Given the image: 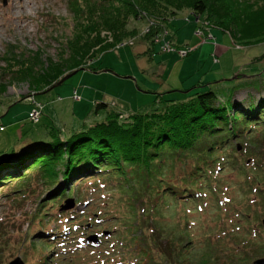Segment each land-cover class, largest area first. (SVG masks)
<instances>
[{"label":"trees","instance_id":"trees-1","mask_svg":"<svg viewBox=\"0 0 264 264\" xmlns=\"http://www.w3.org/2000/svg\"><path fill=\"white\" fill-rule=\"evenodd\" d=\"M67 7L73 38L60 43L59 60L49 58L44 63L38 52L22 53L17 61L13 59L16 67L11 63L0 67L1 79L27 82L38 94L82 68L97 72L90 63L136 36L137 30L128 29V24L144 22V14L155 27L144 36L153 54L169 35V19L183 10L198 18L204 15V23L227 34L238 47L264 43V0H67ZM172 36L168 44L176 52L181 48ZM204 86L191 88L179 102L156 99L123 122L99 102L93 111L105 112V118L78 131L64 135L46 127L42 130L47 136H31L14 145L0 143V187L18 184L21 198L27 194L25 183L34 175L44 179L46 187L65 182L56 200L69 197L77 181L104 193L90 215L84 210L55 215L57 225L45 234L49 239L42 241L60 249L52 248L53 260L68 249L86 264H136L146 246L138 251V259L126 257V247L165 239L170 251L175 234L180 239L174 260H182L181 264H253L264 257V98L247 108L232 101V96L218 103L222 97L210 88L198 90ZM6 88L0 83V99ZM4 131L0 126V133ZM231 172L233 179L225 180V173ZM118 192H125L126 199L115 204ZM50 202L40 216L50 214L45 212ZM74 203L88 205L80 197ZM111 206L118 210L121 206L124 214L116 215ZM158 207L171 213L170 224L155 214ZM178 211L195 218L178 219ZM212 213L222 215L220 224L212 228L199 224L203 215L212 221ZM175 218L178 223L172 222ZM196 223L202 230L200 238L188 230ZM106 224L107 230L103 229Z\"/></svg>","mask_w":264,"mask_h":264},{"label":"rangeland","instance_id":"rangeland-1","mask_svg":"<svg viewBox=\"0 0 264 264\" xmlns=\"http://www.w3.org/2000/svg\"><path fill=\"white\" fill-rule=\"evenodd\" d=\"M23 14L25 18H19ZM144 17V22L130 21L128 24V29L137 30L136 36L115 45L111 51L90 63L97 74L85 68V71H79L61 86L50 91L48 88L38 94L32 92L27 82L0 78V83L7 86L0 99V126L5 127V131L0 133L1 145L18 144L31 136H47L46 131L42 130L46 127L68 135L84 125L99 122L105 118V112L99 111L96 115L93 111L94 105L99 102L106 103L108 109L118 113V119L123 122L132 114L140 112L141 106L145 104L150 107L156 99L162 97L164 100L179 102L191 88L201 85L205 86L199 91L210 88L222 97L218 103L232 96V101L247 108L251 102L264 98V43L238 47L227 34L202 26L204 15L196 21L191 11L183 10L169 19V35L160 41L161 46H166L173 35L172 41L181 49L162 53L159 51L160 45H157L153 54L144 36L155 27L145 14ZM71 18L67 0H0V67L6 68L9 63L16 67L18 56L22 53L38 52L44 63L49 58L59 60L63 54V45L60 43L73 38L74 24ZM178 51H187L189 55L182 58ZM5 57L12 61L7 63ZM231 92L234 93L230 95ZM33 104L42 107V115L36 124L27 119ZM21 133L26 134L19 139ZM223 178L227 181L233 179V172L225 173ZM30 180L25 183L27 194L22 198L16 187L18 184L10 183L0 187V264H8L17 258L23 264H38L42 260V264H86V261H77L76 255L67 253L68 249L61 250L53 260L49 253L56 245L42 241L49 239L45 234L53 231L51 227L57 225L53 220L57 213L66 215L73 210H84L90 215L104 193L97 192L96 188L93 191L92 184H79L77 181L69 197L56 200L60 198L58 189L65 182L46 187V181L35 175L33 178L30 176ZM124 193L115 194V204L126 199ZM79 197L87 201L88 205L77 207L74 199ZM50 200L51 204L45 211L50 214L40 216L41 210ZM70 202H73L72 205ZM119 207L120 210L111 206L110 210L116 215L124 214V209ZM179 211L178 219L183 216L191 220L195 218V215ZM155 214L163 215L162 222L170 224L169 216L172 215L166 208L158 207ZM221 217L219 213H212V221H209V215H203L200 219L202 223L199 224L204 228H212L221 223ZM177 218L172 222L178 223ZM199 224L187 228L191 234L200 238L202 230L198 228ZM108 227L106 224L103 229L107 230ZM179 237L178 234L174 235L175 242L170 244V251L169 245L165 248L167 240L152 243L151 239L148 246L145 242L133 243L124 249V253L129 259H138V251L146 246L147 249L141 251L143 255L139 256V261H134L136 264H181L182 260H174ZM181 242L183 247L187 245L186 240ZM59 250L56 248V252ZM187 251L186 254L184 252L185 256L188 255ZM151 259L155 262L152 263Z\"/></svg>","mask_w":264,"mask_h":264},{"label":"built area","instance_id":"built-area-1","mask_svg":"<svg viewBox=\"0 0 264 264\" xmlns=\"http://www.w3.org/2000/svg\"><path fill=\"white\" fill-rule=\"evenodd\" d=\"M199 18L195 17V20L197 21ZM202 26H208L206 23H202ZM173 51L167 44L166 46H162V51L163 52H168V51ZM179 54L182 55V58L186 57L187 51H178ZM41 107L39 105L33 104V109L32 111L28 114V119L32 122L37 123L39 121L40 115H41Z\"/></svg>","mask_w":264,"mask_h":264},{"label":"water","instance_id":"water-1","mask_svg":"<svg viewBox=\"0 0 264 264\" xmlns=\"http://www.w3.org/2000/svg\"><path fill=\"white\" fill-rule=\"evenodd\" d=\"M79 71H85V69L82 68L80 70H77V71H74L72 73H69V74L65 75L60 81H58L55 85H53L48 91H50L52 89H55V88L61 86L66 80H68L69 78H71L72 76H74ZM94 74H97V73L95 72ZM72 203L73 202H70L71 205H72ZM71 205L69 207H71ZM8 264H23V262L20 260V258H17L14 261H12V262H10ZM253 264H264V258L257 259L256 261L253 262Z\"/></svg>","mask_w":264,"mask_h":264},{"label":"bare ground","instance_id":"bare-ground-1","mask_svg":"<svg viewBox=\"0 0 264 264\" xmlns=\"http://www.w3.org/2000/svg\"><path fill=\"white\" fill-rule=\"evenodd\" d=\"M25 16H26V15H25ZM25 16H24V14H23V15L19 16V18H25Z\"/></svg>","mask_w":264,"mask_h":264}]
</instances>
